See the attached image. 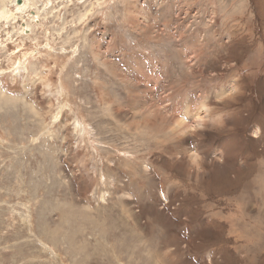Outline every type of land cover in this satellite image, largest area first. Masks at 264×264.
<instances>
[{
    "label": "rangeland",
    "instance_id": "1",
    "mask_svg": "<svg viewBox=\"0 0 264 264\" xmlns=\"http://www.w3.org/2000/svg\"><path fill=\"white\" fill-rule=\"evenodd\" d=\"M17 1L0 264H264V0Z\"/></svg>",
    "mask_w": 264,
    "mask_h": 264
},
{
    "label": "bare ground",
    "instance_id": "2",
    "mask_svg": "<svg viewBox=\"0 0 264 264\" xmlns=\"http://www.w3.org/2000/svg\"><path fill=\"white\" fill-rule=\"evenodd\" d=\"M4 1V0H3ZM3 1H1V5L3 3ZM21 1V4L20 5H17L16 6V12L19 13V12H24L26 11L28 8H29V4H30V0H20ZM32 1V0H31ZM35 1V0H34ZM0 5V7H1ZM7 6H2L0 8L1 10V14H0V20H3V21H7L9 20V17L6 16V11H8V9H6ZM33 8V7H32ZM33 10V9H32ZM12 16V15H11Z\"/></svg>",
    "mask_w": 264,
    "mask_h": 264
},
{
    "label": "water",
    "instance_id": "3",
    "mask_svg": "<svg viewBox=\"0 0 264 264\" xmlns=\"http://www.w3.org/2000/svg\"><path fill=\"white\" fill-rule=\"evenodd\" d=\"M17 4L20 5V4H21V1L18 0V1H17Z\"/></svg>",
    "mask_w": 264,
    "mask_h": 264
}]
</instances>
